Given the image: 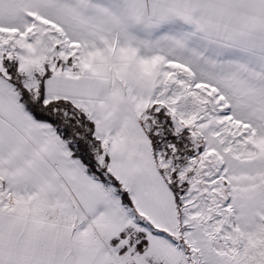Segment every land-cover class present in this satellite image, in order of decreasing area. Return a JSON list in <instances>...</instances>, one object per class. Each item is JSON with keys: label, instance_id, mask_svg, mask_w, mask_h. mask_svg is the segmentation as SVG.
<instances>
[{"label": "snow or ice", "instance_id": "6c2138e0", "mask_svg": "<svg viewBox=\"0 0 264 264\" xmlns=\"http://www.w3.org/2000/svg\"><path fill=\"white\" fill-rule=\"evenodd\" d=\"M0 264H264V0H0Z\"/></svg>", "mask_w": 264, "mask_h": 264}]
</instances>
